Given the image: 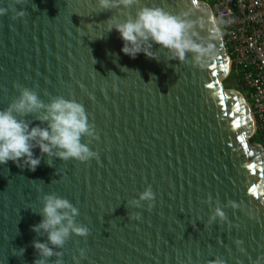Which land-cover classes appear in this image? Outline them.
<instances>
[{
    "label": "water",
    "instance_id": "1",
    "mask_svg": "<svg viewBox=\"0 0 264 264\" xmlns=\"http://www.w3.org/2000/svg\"><path fill=\"white\" fill-rule=\"evenodd\" d=\"M142 6L191 9L189 19L203 17L207 25L211 17L219 29L203 0H138L107 10L96 0H0L7 9L0 15V110L22 87L44 104L74 99L95 133L81 142L97 153L80 162L33 147L40 157L34 171L0 164V264L42 258L32 242L47 243V233L32 225L49 193L77 208L75 222L89 233L49 244L54 254L45 264H264V145L250 141L256 120L247 100L224 86L231 70L224 38L219 30L202 68L191 53L172 59L156 43L155 58H130L108 21L134 17ZM21 9L25 15L13 19ZM43 112L13 115L46 127L38 119ZM149 187L151 207L139 200ZM216 208L225 219L209 222Z\"/></svg>",
    "mask_w": 264,
    "mask_h": 264
},
{
    "label": "clouds",
    "instance_id": "2",
    "mask_svg": "<svg viewBox=\"0 0 264 264\" xmlns=\"http://www.w3.org/2000/svg\"><path fill=\"white\" fill-rule=\"evenodd\" d=\"M96 3L100 9L105 10L127 9L138 3V0H96ZM6 11L5 7H0V15H4ZM191 13V9L173 14L159 6H142L136 10L134 17L129 14L123 21L115 17L109 18L107 31L115 29L119 33L123 41L121 52L130 58L134 59L139 53L155 58L150 48L152 43H156L167 49L172 59L184 61L186 53H191L193 65L202 68L214 55L212 41L219 37L220 32L211 17L206 25L203 17L189 19ZM24 15L25 12L21 9L16 11L13 19ZM197 29L205 30L207 34L200 36ZM39 109H44L38 119L46 121V127H29V122L19 120L13 115V112L30 113ZM85 134L95 135L81 103L58 96L48 104H44L34 91L22 87L18 99L7 108L0 110V164L12 161L18 167H27L30 171H34L40 164V157L33 155V147H38L41 153L54 154L63 160L71 158L87 162L95 158L97 153L81 142V136ZM153 198L154 194L150 187L139 196V200L149 202V207ZM130 203L139 206L137 200ZM228 203L234 208L238 207L233 201ZM40 213L42 219L32 225V231L46 232L48 242L39 240L32 242L33 248L38 250L42 257L33 264H45L43 258L54 254L49 244L60 247L70 233L80 236L89 233L87 226L75 222L74 218L78 210L66 198L53 193L45 194ZM217 217L220 220L225 219L221 208L214 210L209 222ZM130 218L139 220L140 216L138 213H133ZM236 243L239 245L241 242ZM19 251L22 254L24 249L21 248ZM80 255H84L83 250ZM210 264H224V261L217 258Z\"/></svg>",
    "mask_w": 264,
    "mask_h": 264
},
{
    "label": "built area",
    "instance_id": "3",
    "mask_svg": "<svg viewBox=\"0 0 264 264\" xmlns=\"http://www.w3.org/2000/svg\"><path fill=\"white\" fill-rule=\"evenodd\" d=\"M210 7L264 139V0H212Z\"/></svg>",
    "mask_w": 264,
    "mask_h": 264
},
{
    "label": "trees",
    "instance_id": "4",
    "mask_svg": "<svg viewBox=\"0 0 264 264\" xmlns=\"http://www.w3.org/2000/svg\"><path fill=\"white\" fill-rule=\"evenodd\" d=\"M203 1L208 2L210 5L212 4V0H203ZM226 47H227L229 55L232 56L230 47L228 45ZM234 73H235V68L232 67L230 74L228 75V77L223 82L224 86L228 89H235V90H238L239 92L243 93L244 87L242 85V82L235 76ZM250 141L264 145V139L262 138V136L258 130L253 135V137L251 138Z\"/></svg>",
    "mask_w": 264,
    "mask_h": 264
},
{
    "label": "rangeland",
    "instance_id": "5",
    "mask_svg": "<svg viewBox=\"0 0 264 264\" xmlns=\"http://www.w3.org/2000/svg\"><path fill=\"white\" fill-rule=\"evenodd\" d=\"M224 82V81H223Z\"/></svg>",
    "mask_w": 264,
    "mask_h": 264
}]
</instances>
